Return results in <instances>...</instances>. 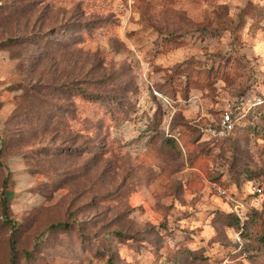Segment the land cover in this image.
<instances>
[{"label": "rangeland", "instance_id": "rangeland-1", "mask_svg": "<svg viewBox=\"0 0 264 264\" xmlns=\"http://www.w3.org/2000/svg\"><path fill=\"white\" fill-rule=\"evenodd\" d=\"M11 262L264 264V0H0Z\"/></svg>", "mask_w": 264, "mask_h": 264}, {"label": "built area", "instance_id": "built-area-1", "mask_svg": "<svg viewBox=\"0 0 264 264\" xmlns=\"http://www.w3.org/2000/svg\"><path fill=\"white\" fill-rule=\"evenodd\" d=\"M232 119L231 116L229 114H225L222 117V128L219 131V134L223 135L228 129L232 128ZM212 133L217 134V130L216 129H211L210 130Z\"/></svg>", "mask_w": 264, "mask_h": 264}, {"label": "trees", "instance_id": "trees-1", "mask_svg": "<svg viewBox=\"0 0 264 264\" xmlns=\"http://www.w3.org/2000/svg\"><path fill=\"white\" fill-rule=\"evenodd\" d=\"M7 179H8V177L5 179V181H4V183H3V192H2V195H3V197H4V199L2 200V202H4V201H6L7 200V192H6V187H7ZM6 199V200H5ZM2 204V206H5V204L4 203H1ZM3 213H5V212H3ZM239 223V222H238ZM10 246H11V244H10ZM11 248V247H10ZM11 264H13L12 262H11Z\"/></svg>", "mask_w": 264, "mask_h": 264}]
</instances>
